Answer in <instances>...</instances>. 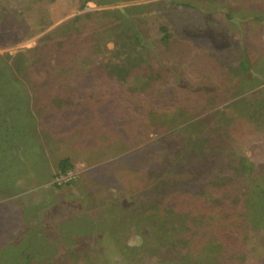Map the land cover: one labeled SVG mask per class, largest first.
<instances>
[{"label":"rangeland","instance_id":"rangeland-1","mask_svg":"<svg viewBox=\"0 0 264 264\" xmlns=\"http://www.w3.org/2000/svg\"><path fill=\"white\" fill-rule=\"evenodd\" d=\"M256 25L264 0H0V264H182L154 259L167 246L129 155L210 113L232 126L250 113L221 197L264 236ZM220 67L235 70L229 83ZM262 241L247 264H264Z\"/></svg>","mask_w":264,"mask_h":264},{"label":"trees","instance_id":"trees-1","mask_svg":"<svg viewBox=\"0 0 264 264\" xmlns=\"http://www.w3.org/2000/svg\"><path fill=\"white\" fill-rule=\"evenodd\" d=\"M77 21L79 18L73 22ZM220 68L229 76L223 77V82L229 83L235 70ZM175 97L170 93L163 101ZM162 112L159 108L158 118L163 116ZM242 113L238 122L232 121L233 126L218 118V113L207 114L190 120L183 128L168 130L150 148L131 151L132 162L127 167L131 169V179L145 181L155 198L144 214L157 231L158 242L167 246L166 255L154 254V259H158L155 261H169L166 259L171 254L174 261L182 264H247L249 256L262 248L264 236H251L250 225L242 212L231 211L227 199L221 197L227 193L224 180H229L224 173L234 169L237 159L233 142L241 143L238 138L248 133L245 114L250 113ZM126 115L119 113L122 118ZM142 116L140 112L137 114L139 119ZM216 118V124L212 125L211 121ZM60 168L66 172L70 163L65 160ZM165 206L172 211L162 212ZM174 212L183 217L181 231L172 225L169 214Z\"/></svg>","mask_w":264,"mask_h":264},{"label":"crops","instance_id":"crops-1","mask_svg":"<svg viewBox=\"0 0 264 264\" xmlns=\"http://www.w3.org/2000/svg\"><path fill=\"white\" fill-rule=\"evenodd\" d=\"M256 28V30L255 31H258V29H259V33L258 34H256L259 38H262V46H264V28H261L259 25L257 26H255ZM242 31V40H244L245 39V37H246V29H242L241 30ZM256 35L255 34H250L247 38H246V46L248 47V48H250V51H253L255 48H253L252 47V44H249L250 43V41H249V39L250 38H254V37H256Z\"/></svg>","mask_w":264,"mask_h":264}]
</instances>
